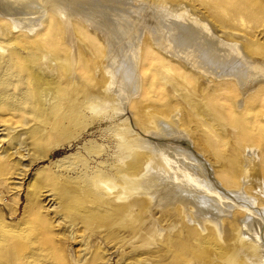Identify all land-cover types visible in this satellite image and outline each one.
Here are the masks:
<instances>
[{"label": "rangeland", "instance_id": "374dc122", "mask_svg": "<svg viewBox=\"0 0 264 264\" xmlns=\"http://www.w3.org/2000/svg\"><path fill=\"white\" fill-rule=\"evenodd\" d=\"M123 1L113 2L122 5L121 18L102 25L93 0H0V264H218L244 244L225 225L212 243L211 230H197L189 218L183 223L157 202L145 207L136 197L120 196L151 181L131 177L143 156L135 160L140 147L162 142L178 148L155 139L142 112L150 106L162 116L178 114L186 147L215 163L213 168L207 162L211 171H225L229 162L237 166L244 145L259 150L264 168V87H246L240 79L252 66L264 69V0ZM186 12L203 28L212 27L210 35L225 48L241 47L223 66L207 68L212 74L194 66L193 42H181L194 31L168 26L170 19H186ZM171 37L180 47L169 43ZM129 58L135 59L136 78L125 86L120 67ZM182 66L198 77L186 81ZM109 67L117 69L115 78ZM233 71L240 78L226 82ZM229 88L238 94H227ZM211 104L221 109L217 116ZM196 109L199 116L192 117ZM216 119L221 122L214 131L221 137L214 141L202 123ZM257 241L264 250V240ZM242 257L234 253L223 264Z\"/></svg>", "mask_w": 264, "mask_h": 264}, {"label": "bare ground", "instance_id": "6f19581e", "mask_svg": "<svg viewBox=\"0 0 264 264\" xmlns=\"http://www.w3.org/2000/svg\"><path fill=\"white\" fill-rule=\"evenodd\" d=\"M90 1H92V0H90ZM93 1L95 2L97 7L99 8V10L102 11L101 17H98L99 18L98 20H100L99 21L100 24H102V25L104 23L107 24V21H109V20H111L113 22L114 20H116V18L117 19L121 18L120 12L118 10L121 9L120 7L122 5L114 6V4H113V2L116 3L119 0H109V1H107V0H93ZM123 2H125V0ZM89 3H91V2H89ZM118 3H120V2H118ZM96 5H94V6H96ZM127 7H129L128 4H127ZM178 7L180 8L179 5H178ZM176 9H178V8H176ZM169 10H171V12H172V9H169ZM167 12H168V9H167ZM190 14H191V12H190ZM170 15H171V13H170ZM184 15L187 18L186 19L183 18V20H181L179 23L175 22L176 19L175 20H173V19L168 20L169 21L168 26L173 25L174 29L180 27V28L185 29V30H193L194 31L195 34L190 35L189 38L182 37L181 42L182 43L184 42L186 44L187 41H189V43H190V41H192L193 43H190L189 47L198 48V53H197L198 57H196L193 64L195 63L194 66L201 69V71H203L204 73H206V72L211 73L208 71H210V70L214 71L215 68L223 66V61L225 60L226 56L229 58L230 53L234 52V50L239 52V49H241V47L239 45H237L236 43H230V45L227 46L228 49L225 48L227 44H224V42L222 44V41L218 40L215 36L210 35V30L212 29L211 26H210L211 27L210 30H209L207 25H205V27L203 28L202 26H200L201 24L198 21H195L194 19L190 18L193 15L190 16L187 14V12ZM200 15H203V14H200ZM158 18H160V17H158ZM174 18H176V17H174ZM200 18H201V16H200ZM200 18H198V19H200ZM203 18H205V16ZM163 19H165V17ZM123 21H124V19H123ZM159 25L154 27V28H157V27L159 28ZM122 27H123V25H122ZM169 31H166V33H168ZM208 31H209V33H208ZM212 33H214V32H212ZM110 35H111V33H110ZM169 35H171V34H169ZM221 36H223V35H221ZM147 41L150 42L148 40V38H147ZM168 41L171 44L174 43V46L180 47L179 43H181V42L176 41L175 39H172V37ZM176 44H178V45H176ZM147 45L149 47V44H147ZM162 46H164V45H162ZM182 46H184V45H182ZM162 48H164V47H162ZM175 49H176V47H175ZM193 50H195V49H193ZM157 53H160V52H157ZM248 53L249 52H247V54ZM157 55H159V54H157ZM160 56L162 57V59L164 61H169L170 64L175 63L177 65V63L175 62L174 59L173 60L167 59V57L166 56L164 57L163 54H161V53H160ZM230 56H233V55H230ZM235 58L236 57H234V59ZM236 60H238V59H236ZM114 61H116V60H114ZM134 61H135V59L129 58L127 64L120 67V69L123 70V71L121 70L123 73L125 71V73L122 74L124 76V78H123V76L121 78L123 80V85H125V86L128 84L130 85L132 83V81L134 80V77H135V71H134L135 69H134V64H133ZM237 64H238V62H237ZM111 65H115V63L113 62V63H111ZM172 65H174V64H172ZM234 65H235V62H234ZM110 67H109V70H110L111 76L113 78L114 75L112 74V72L114 73V72H118V71H117V69H115V71L114 70L112 71L111 70L112 68H110ZM182 67L184 68V74H183L184 76L183 77L185 80L187 79L188 76H190V78H192V79H195L198 77L199 74L197 72H195L191 69H187L188 67H185V66H182ZM207 68H209L210 70L207 71ZM233 68H234V66H233ZM238 68H240V67H238ZM229 69H230V67H229ZM236 70H238V69H236ZM246 70H248V69L246 68ZM164 71H166V70H164ZM168 72H169V70L167 71V73ZM110 73L108 75L109 77H110ZM242 73L243 72H241V74ZM235 74H233V75L228 74L229 76H227V78H224V79H226V82H227V81H233V80H231L233 78H240V76H241L240 74H238V73H235ZM117 75H118V73H117ZM170 75H171V73H170ZM242 76H243V74H242ZM244 76H243V78H240V79L242 80L241 81L242 84L245 85L246 87L254 85L255 88H253V89L259 88L258 90H261L260 87H264V69H262V68L259 69L257 67L254 68L252 66L249 68V72H247L246 75H244ZM190 78H188V80ZM102 79L103 80L101 82H103V85H101V86H106L108 82H107V80L104 79L103 75H102ZM109 80H112V79L109 78ZM188 80H186V81H188ZM221 81H224V80H221ZM215 82H213V84ZM198 85H197V87H199ZM219 87H221V86H219ZM40 88H41L40 83L37 82V90H39ZM133 88H135V87L133 86ZM223 88H225V87H223ZM233 89H234V87H233ZM199 90H201V89H199ZM229 90H230V88H229ZM210 91L208 89V92H210ZM227 92H228L227 94H238V92L236 90H232V91L230 90ZM250 92L252 93V89L249 90L248 93H250ZM201 94H203L202 91H201ZM209 94H211V92ZM214 94H216V93H214ZM242 95H244V92ZM263 95H264V93H263ZM167 97H168V95H167ZM240 97H241V95H240ZM212 98H213V95H212ZM241 99H242V97H241ZM208 101H207V103H208ZM144 102H146V101H144ZM197 102L198 101H196V103ZM140 104L141 103L136 104L135 109L141 111L143 108L141 107ZM193 105L195 106V104H193ZM197 105H200V104H197ZM213 105H212V107H213ZM207 106H209V105H207ZM150 107H151V110L149 109L145 112L146 108H148V107H146L144 110H142V112H144V115L147 118L146 120L148 121V123L150 122L149 125L151 126V124H152L156 130V131H154L155 139L165 140L166 143L174 141V143L178 145V148L169 147L168 145H166L162 142L159 144H158V142L152 143L149 145L144 144L145 145L144 148L140 147V149H139L140 152H137V153L135 152V155H136L135 160L137 158H140L139 156H141V154L143 156H141L140 160L138 159L139 162L136 163V164H138L137 168L134 169L135 171L133 173H131L132 174L131 177H133V176L137 177L136 181H138L140 179L144 180L147 178H150L149 180H151V181L150 182H143L142 184L140 183L138 189H132V191H127V194H129V195L127 197L120 196L121 200L125 199V201L126 200L129 201V199L136 197V199L139 200L138 202L141 203V206L145 205V207H147L146 206L147 204H150V201H153L155 203L157 202L159 204L160 208H164V209L166 208L168 211L169 210L175 211L176 215L181 216L183 223L184 222L187 223L186 219L189 218V220L192 221L191 223L194 225V227L197 230H198V228L203 227V226H204L203 228H208L209 230H211L212 235H211L210 239H211L212 243L217 242V236H220V234L223 233L222 232L224 230L223 225H225V226H227L226 228L229 230V233H232L231 235H233V237H232L233 240H236V241L238 240L239 242H244V244L241 245V247L238 248V251H237L240 253L241 256L243 255L244 257H242L240 259V261L236 260L237 261L236 264H264V250L261 248L260 242L258 243V241H257V240H259V241L264 240V236L262 235V233L264 232V215L262 213V211L264 212V210L262 208V207H264V200L262 199L263 191H264V171H263L264 168H262V165H261L260 160H259V155H258L259 150L253 146L244 145V147L242 148V152L240 153V158H239V162H238L237 166L235 165L236 162H234V165L232 162H229L225 171H220V168H219V170L214 169L213 171H211V168L209 166L211 164L213 166V168H216L215 163L212 164L211 162H208L207 161L208 158L206 159V162H204L205 160H202V157H200L199 154H196V156H195L191 152V150H189L190 147H186L189 145L188 142L185 140V137L187 136V134H186L187 132L184 131V128H183L184 125L183 124H182L183 126L181 124L179 125V120H178V116H177L178 114L176 115L174 112H172V113H169L167 115L162 116L163 114H161V115L158 114L157 112L152 110V106H150ZM219 110L221 112V109L213 107L211 109L212 116H213V114H216V116H217V113H220V112H218ZM196 111L198 112V110L196 109L195 111H193V113H191L192 117L193 116H195V117L199 116ZM158 112H161V111H158ZM135 113L137 114L138 112L136 111ZM237 116L238 115L235 114L234 117L238 118ZM218 117H220V116H218ZM122 119H124V118H122ZM198 119H199V117H198ZM202 119H204V118L202 117ZM220 119L221 118H219V120ZM200 121H201V119H200ZM220 122L221 121H218L216 119L213 121V123L210 122V124L207 123V120H205V122L202 123V126L207 129V131H205V133L209 134L210 137L212 139H214V141H215L216 137H221L220 131H219V133L217 130L214 131L215 127H219ZM145 125H147V124H145ZM179 126H181L182 128L180 127L181 128L180 129ZM174 130H178V131H174ZM151 132H153V131H151ZM175 133L178 136L175 135ZM173 134L175 135L174 139L172 138ZM150 135H152V134H150ZM218 135H220V136H218ZM188 136H189V134H188ZM211 138H209V139H211ZM134 140H132V141H134ZM182 144H184V145H182ZM53 146L56 147L58 145L55 144ZM138 146H140V145H138ZM135 149H136V147H135ZM194 151H195V149H194ZM196 151H198V150H196ZM215 153H213V155ZM202 155H203V153H202ZM210 156H212V155H210ZM207 162L210 164L208 165ZM210 171L213 172L214 174L211 173ZM234 173H235V176H234ZM211 174H213V176H212L213 180L211 178ZM218 185H219V187H218ZM96 186H98V185L96 184ZM231 186H233L234 188H232ZM256 202H257V207L255 208ZM231 204L235 205L234 208L236 211L234 213L232 212L234 209H231V211H230V208L233 206ZM231 212L233 213V215H231L233 217V219L231 218V216H229L228 217L229 219H228L227 214L228 213L230 214ZM169 226L167 225V227H169ZM232 239H231V241H232ZM230 246H232V245H230ZM231 250H229V251H231ZM223 251L226 252V250H223ZM227 252H228V250H227ZM237 252H234V250H233V251L227 253L226 254L227 256H225L224 260H221V261L218 260L217 261L218 264L228 263L229 259H231V257L234 255V253H237ZM223 256H224V254H223ZM233 263L234 262H232L231 264H233Z\"/></svg>", "mask_w": 264, "mask_h": 264}]
</instances>
